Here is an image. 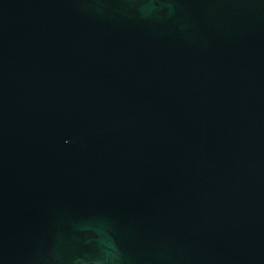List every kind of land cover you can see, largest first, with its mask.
Listing matches in <instances>:
<instances>
[{
  "label": "water",
  "instance_id": "obj_1",
  "mask_svg": "<svg viewBox=\"0 0 264 264\" xmlns=\"http://www.w3.org/2000/svg\"><path fill=\"white\" fill-rule=\"evenodd\" d=\"M0 264H264V0H0Z\"/></svg>",
  "mask_w": 264,
  "mask_h": 264
}]
</instances>
